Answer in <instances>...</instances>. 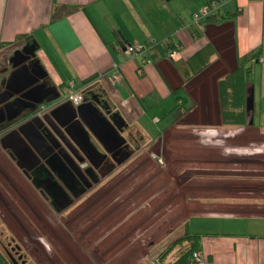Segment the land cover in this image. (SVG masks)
<instances>
[{
    "label": "crops",
    "instance_id": "0c3cea01",
    "mask_svg": "<svg viewBox=\"0 0 264 264\" xmlns=\"http://www.w3.org/2000/svg\"><path fill=\"white\" fill-rule=\"evenodd\" d=\"M176 1L178 0H0V53L21 43L22 40L16 42L17 38L29 35L31 44L29 40H24L25 45L22 46L29 45L39 50V64L56 86L64 84L66 91L73 86V90L84 92L86 85L83 90L75 88L77 78L83 83L94 74L98 75L88 86L90 96L92 100L103 102L104 108H108L110 113L119 114L125 120V133H122L125 144L130 143L127 136L131 134L137 135L147 145L151 142L152 147L172 135L176 139L181 138V132L194 134L193 129H198L197 132L203 135L209 129L207 126L216 121L215 124L219 127L214 130L222 133L224 138L238 132L240 136L236 140L241 138L245 141V146L237 142L230 148H234L236 152L248 148L254 156L253 161L264 167V154L254 155L261 150L256 149L262 147L254 143L264 141V120L258 124V117L255 115L256 109L264 114V0H225L220 8V17L199 21V24L196 22L195 30L189 27L184 31V27L172 35V27H167L165 33L166 22L159 17L157 8L166 10L169 3L173 6ZM180 1L187 3L180 13L192 12L191 16L197 8H203L205 2L208 4L214 0ZM64 4L77 6L79 11L51 23L55 6ZM41 29L46 31L43 44L37 39V32ZM116 29L121 30L131 43L139 45L151 40L160 42L162 38V41L171 39L177 43L179 50L173 57L162 58L156 64L145 66L146 62L141 56H129L124 50L113 46L112 32ZM175 35L179 36L178 42ZM2 44L8 46L2 47ZM260 51L259 59H251V56ZM52 54L57 55V60ZM196 54L203 55L202 63L192 61ZM252 64L255 67V81L247 113L250 118L248 122L251 124L253 121L254 127L227 125L224 123L220 103V82L237 71L239 65L248 67ZM138 70H143L142 77L138 75ZM204 73L211 74L214 82L212 89L208 92L197 90L196 95L189 92L186 87ZM105 74H111V77L122 76L121 82L114 83L120 85L122 90L116 96L120 111L111 103L110 96L106 95L108 92L105 93L99 81ZM70 78L72 80L67 83L66 79ZM177 89L181 91L175 94ZM180 93L188 98L186 107L172 98V95L177 99L184 97ZM146 99H152L155 106L170 100L171 114H178L175 124L165 132L162 131L161 135L154 136L150 132L145 134V129L135 124H140L144 112H148L144 104ZM154 118L158 127L161 122L158 117ZM131 127H137L135 132L129 133L128 128ZM189 145H181V150L184 153L189 151ZM229 146L227 149H217V156L203 163L204 166L199 160L187 158L185 166L188 168L183 170L187 181L183 185L192 183L194 194L185 196L180 192L171 193L168 206L175 205L176 211H184L188 215L191 208L194 216L190 218V230L208 234L204 239L202 254L206 259L213 257L210 264H264V226L260 227L264 215L261 211L258 212L264 204L253 206L254 200L261 199L255 195L247 197L252 192L246 190L254 187L248 185L251 180L264 185V180L262 183L259 181L264 178V171L258 174L252 170L241 173L233 170L240 165L247 167L248 158L234 155L228 162ZM159 149L163 152L162 146ZM184 153L183 156L188 157ZM161 160L156 161L159 163ZM199 166L201 168H197ZM257 169L262 167L257 166ZM207 177H218V186L207 190ZM236 179L239 182L226 185L241 186L244 190L240 188L238 190L241 191L237 190L231 196L227 193L218 194L225 181ZM208 200L214 201L209 204Z\"/></svg>",
    "mask_w": 264,
    "mask_h": 264
},
{
    "label": "flooded vegetation",
    "instance_id": "af4514ba",
    "mask_svg": "<svg viewBox=\"0 0 264 264\" xmlns=\"http://www.w3.org/2000/svg\"><path fill=\"white\" fill-rule=\"evenodd\" d=\"M34 49L29 45L14 48L0 60V180L7 183L6 190L0 187V204L16 218L19 215L22 218L21 222L18 219L19 224L24 226L21 232L20 226H15L17 232L14 234L20 239L14 237L16 247L10 246L3 253L13 264H29L39 258L47 263L80 264L90 260V212L115 196L109 189L94 193V188L102 181L99 171L106 153H112V161L116 163L127 161L132 154L129 147L124 148L123 127L118 123L120 116L110 113V119L107 118L99 112L97 104L100 101L95 104L84 94L78 103L70 100L64 88L56 86L40 66ZM26 67L40 79L36 85H42L34 92H29L32 87L21 91V87L8 84L12 73ZM33 80L31 76L29 81ZM63 111L64 116L60 115ZM28 123L36 125L50 146L36 142L26 126ZM22 133L28 138L25 139ZM149 160L147 166L132 163L128 176L124 172L125 163L123 170L117 176H111L109 183L115 182L119 191L137 175L142 180L155 177L157 174L153 173L152 167L157 161ZM116 171L117 168L111 167L103 173ZM5 193L19 196L23 203H19L20 207L13 206ZM169 196L165 204L169 203ZM130 197L135 202L137 193ZM139 197H143L141 192ZM79 201H85L83 206H77ZM15 207L21 208L20 212ZM159 209L155 208L156 211ZM86 216L89 222L78 227ZM74 231L76 238L72 237ZM36 233L41 236L37 237ZM43 236L53 250L48 251L40 243ZM108 251L105 249L104 254Z\"/></svg>",
    "mask_w": 264,
    "mask_h": 264
},
{
    "label": "rangeland",
    "instance_id": "374dc122",
    "mask_svg": "<svg viewBox=\"0 0 264 264\" xmlns=\"http://www.w3.org/2000/svg\"><path fill=\"white\" fill-rule=\"evenodd\" d=\"M186 4L187 3L178 0L173 6H171V4L169 3L168 9L166 10H161L160 8H157L159 17L165 20L166 22L165 29L167 27H172V35L173 33L178 32L180 28L182 29L184 27H186L184 31H186L187 28L189 27H192L195 30L196 22L194 21L191 22V18L195 14L200 13L201 7L197 8V10H195L196 12L190 16L192 12L180 13L181 8ZM206 6H207V2H205L204 6L202 7H206ZM197 23L199 24V22ZM167 30L168 29L165 30V33L167 32ZM44 37H46V31L44 29L39 30L37 32V39L42 44L44 43ZM174 38L176 39V42L180 40L178 35H175ZM24 40H22L21 43L16 44V46L14 47L16 48L21 47L24 44L23 43ZM162 40L163 38L160 39V41ZM29 44H31V40H29ZM13 48L1 52L0 60L2 61L6 55L11 54ZM34 50L36 52V55L38 56L39 50L37 48H35ZM178 50L179 48L177 45L174 55L178 52ZM52 57H54L57 60V55L55 56V54H52ZM202 57H203L202 54H196V56L192 58V61L193 62L197 61L202 63ZM109 75L111 74H105L102 78H100L99 81L102 83V87L104 88L105 93L106 91L108 92L106 93V95L110 96L111 103L115 107H118L119 109V104L116 103L117 102L116 96L118 93L121 94L122 92L121 86L114 84V82L112 81V77ZM211 78L212 76L210 73L200 74L192 81V84H190L186 88L189 90V92L192 91L195 95L198 91L208 92L212 89L214 83L211 80ZM71 80L72 78L66 79V82L69 83V81ZM76 81H77V85L75 86V88L83 90L84 86L83 83L81 82V79L77 78ZM64 91H65V86H64ZM83 93H84V97L88 96L90 101H93V103L95 104L99 103V100L94 99L96 102L92 100L90 96V87L86 86V89H84ZM182 96H186V95H182ZM172 98H174V100H177L176 96L172 95ZM99 104H97L99 106V112H101L107 118L110 119L109 116L110 112L108 108H104L105 106L103 105V102H100ZM144 104L148 111L146 112L147 115L143 110L144 115L141 117V120L139 121L140 124L138 123L135 124H137L138 126L141 125L145 129V134L150 132L151 135L158 136L159 130L162 131L161 123L157 127V123L153 121L155 119L154 117H158L159 118L158 120L160 122L161 121L163 122L162 126L164 127V125L174 120L178 116V114H175L174 116L170 117L171 115L170 100L162 101L159 105L155 106L153 105L154 101L152 99H146ZM168 113L170 114L168 115ZM255 115L258 117L256 120L258 124L261 123L262 120H264V114L259 113L257 109L255 111ZM148 117H150V120H147ZM215 123L216 121H213L211 125L207 126L209 127V129L206 132V134L203 135L199 134V132H197L198 129H193L192 131H194V134L191 135H188L189 133L183 134V132H181L180 133L181 138L176 139L172 135L168 139H163L161 143H157L155 147L151 146V142L147 145V142H142L141 140H139L137 135L131 134L130 136H127L128 138H130L129 141L131 143V146L129 145L130 143H127L124 148L130 147L129 152H131L132 155L125 162L120 161L119 163H116L115 161H112L113 154L110 152L106 153L107 157L105 158L103 167L99 171L100 178L102 181L98 186L94 188V193L97 194L100 193L103 189H109L115 192V196L114 198H112V200L110 199L104 200V202L98 205L94 211L90 212V260L86 259L84 262H81L80 264H163L158 262L157 260L159 259L160 255L164 251H166V249H168L171 245H173L176 239H178L175 236L183 235L184 232L183 230L181 231L177 230L175 232V229L179 225L183 224V222L186 219H188L187 218L188 216H192V210L190 208V212H189L190 215H188L184 211L181 212L176 211L175 205L173 206L170 205L169 208L167 207L166 211L171 210L172 213L167 212L170 213L168 216H172L173 212H175V214L172 223L170 225H166L164 221L168 219V216H166L164 219H161L160 215L163 214L164 211L163 210L156 211L153 202L155 193H157L160 184L163 186V192L165 194H171V193L175 194V192H180L185 196L188 195L189 193L190 195H192L194 194L193 193L194 186L192 185V183H188L187 186L183 185L184 181H187L186 180L187 176L184 175L183 173V170L188 168L187 166H185V164H187L186 163L187 158L193 160L196 159L197 161L199 160L201 161L200 164L204 166L203 163H206L207 160L215 158L217 156L215 154V153L218 154L217 149L219 150L227 149L229 145L230 148L231 146H234L237 142H239L241 146H245L244 145L245 141H243L241 138L236 140V138L240 136L238 132L231 133L230 135H228V138H224L222 133L214 130V129H218L217 127H219ZM135 128L137 127L128 128L129 133L135 132L134 131ZM123 133H125V131ZM184 144L187 145L191 144L189 145V147L191 148L192 152L196 154L194 153L190 154L189 152L191 151H187L184 153V151L181 150V145L183 146ZM208 144L210 145L208 146ZM254 144L262 146L256 149V150H260V149L261 150L256 152L254 155L264 154V147H263L264 141L263 140L258 141L255 142ZM161 146L163 147L162 149L163 152H161V149H159ZM227 152L230 155V157H228V162H230L231 157L233 158L235 156L237 157L246 156L248 158L247 167H245L244 165H240L238 168H235L233 170H238L240 171V173L243 172L244 170H252L253 172H256L258 174H261V172L264 171V167L262 165H259L253 161L252 158L254 156L250 154L248 148L240 152H236L234 148H230ZM246 152L249 153L246 154ZM183 153L188 157L183 156ZM161 155L164 156L162 157ZM164 157H166L167 162L164 159ZM160 158L162 159L161 162L159 163L157 162L156 166L152 167L153 173L157 174L155 177L151 176L152 180L151 177L149 179L142 180L141 176L137 175L136 177H134V179H132L129 182V184L125 188L122 183L121 186L123 187L119 191H117L119 189L118 185L114 186L115 182L109 183V181L112 179L111 176H114L115 174L117 176L123 170L122 167L125 163L127 165L125 167L126 169L124 170V172L126 176H128L130 172L129 170L133 168L132 163H136V164L139 163L142 166H147V164L151 162L149 159L158 160ZM242 164L245 163L242 162ZM257 166L262 167V169L258 170ZM111 167L117 168V171L119 170V172L116 171L112 174L107 173V175H105L103 173V170H107ZM197 168H201V166ZM137 172H140V169H137ZM206 180L207 182H205V187L207 190H212L214 187L218 186L219 183L218 177H212V178L207 177ZM262 180H264V178L259 179L261 183L263 182ZM230 182H239V180L236 179V180H230L228 182L225 181V183L222 186V191L218 192L219 195H223L227 193L228 195L231 196L238 189L240 188L243 189L241 186H227L226 184ZM239 184L241 183H237V185ZM248 185H253L254 187L252 188L248 187L246 189L247 191L251 190L252 192L250 193V196L248 195L247 197H251L255 195L257 197H260L261 199L259 201L254 200V202L252 203L253 206L258 207L259 204H264V192H263L264 185H258L257 181H253V180H251ZM6 186L7 183L4 180H0V187L3 190H6L4 189L6 188ZM199 188L202 189L201 187ZM134 192L137 193V200L135 202H133L134 198L130 197L131 194ZM140 192L142 193L143 196L142 198L139 197ZM255 192H257V194H255ZM4 195L8 200L13 202V206L20 207L19 203H23V201L19 196H14V194L12 193L11 194L5 193ZM175 198L179 202H181V200L178 199L179 198L178 196H175ZM208 201H210L209 204H211L214 200H208ZM174 202H176V200H174ZM84 203L85 201H79L77 206L81 207L83 206ZM218 204L221 205L223 203H218ZM19 207H15L18 210V212H20L21 210V208ZM171 207L173 208L171 209ZM250 209L253 210L252 208ZM260 211L261 214L264 215V206L258 212ZM18 219L21 222L22 218H20L19 215L18 218H16L14 214L6 210L5 205L0 204V251L2 253L7 252L10 246H12V248L16 247V244L13 241L14 237L18 240L20 239L17 235L14 234L15 232H17L15 230L16 225L20 226L19 228L20 232L24 230V226L22 224H19L20 222ZM12 221L15 223H12ZM88 222L89 219L86 216V218L83 219V222L80 221L77 226L81 228V225L83 223L87 224ZM260 224H261L260 227H263L264 220L260 221ZM75 233L76 231L72 233V237L74 238H76ZM36 235L37 237L41 236L39 233H36ZM45 237L46 236H43L42 241L40 243L44 244V246L47 248L48 251L53 250L52 247L48 244L47 238ZM26 248L29 249L28 247ZM105 249H108L110 251L104 254ZM30 259L32 258L30 257ZM39 259L40 260L29 264H55L54 261L47 263L43 258H39ZM173 259H174V254L167 260V263H170ZM63 264H68V263L63 262Z\"/></svg>",
    "mask_w": 264,
    "mask_h": 264
},
{
    "label": "trees",
    "instance_id": "16d2710c",
    "mask_svg": "<svg viewBox=\"0 0 264 264\" xmlns=\"http://www.w3.org/2000/svg\"><path fill=\"white\" fill-rule=\"evenodd\" d=\"M210 3H208L207 5H209ZM76 11H79V7L77 6L65 5V4L60 5V6L56 5L53 10V17H52L51 23H54L60 19L61 20L65 19L66 17H68L69 15H71L72 13ZM220 14H221V9L218 10L216 13H213L210 16L205 17L202 20L209 21L212 19H216L220 17ZM202 20L200 22H202ZM191 22H193V17L191 18ZM112 36H113V41H112L113 46H115L117 49L124 50L125 53L129 49V46L140 47L142 49V54L129 55V56H141L144 62H146L145 66L153 64V63L156 64V62L162 58L172 57L177 48V44L174 43L171 39H166L165 41H160V42L151 40V42H147V43L142 42V44L137 45L136 43H131V41L126 37V35L121 30H118V29L112 32ZM29 37H30L29 35L19 37L17 38L16 42H19L24 39L29 40ZM4 46H8V44H2V47ZM260 54H261V51L258 52V54L251 56V59H254V60L259 59ZM97 76L98 75L94 74L93 76L85 79L83 81V84H84L83 86L84 87L85 85L89 86L90 85L89 83H91L92 80H95ZM230 79H233V81H231ZM254 81H255V67L252 64L248 67H244V65L242 66L239 65L237 71L227 76L226 79L220 82V96H221L220 103L223 109L225 124L236 125L239 127L246 126L247 128L254 127V124H250L248 122L250 118L247 113L248 100H250L252 93H253ZM60 88H64V84L61 85ZM70 89L73 92H79V90H76V89L73 90V86L70 87ZM180 91L181 89H177L175 91V94L179 93ZM64 93H66L67 96L69 95L66 92V90L64 91ZM186 100H188V98L187 96H184V97H180L179 99H177V102L179 101L180 104L183 103L185 106ZM170 113H168V115ZM172 116L174 115L171 114L170 117ZM177 119L178 117L168 122L166 125H164V127L162 126L163 122L161 121L162 131L165 132L169 127L175 124ZM118 123L121 125V127H123V130L121 131V133H123L125 130V120L121 116L118 117ZM162 131L159 130L160 135ZM189 151H191L189 152L190 154L194 153L192 152L191 149H189ZM167 196L168 194H165L163 192V186L160 184L157 193H155L153 202H154L155 208L160 207L159 211L160 210L164 211L163 214L160 215L161 219H164L166 216L170 214L167 212H171V210L166 211L167 207L169 208L168 206L169 204L164 203L167 200ZM174 214L175 212H173L172 216H168V219L164 221L166 225H170L172 223ZM198 215L207 216V214H198ZM193 216H194L193 214L192 216H188L187 217L188 219H186L183 222V224L179 225L175 229V232L177 230L179 231L183 230L184 231L183 235L175 236L178 239H176L174 244L171 245L168 249H166V251H164L160 255L159 259L157 260L158 262L163 263V264H207V263L210 264L211 263L213 257L210 256L206 259V257L202 254L204 239L208 236V234L196 233L190 230V226H189L190 218H192ZM173 254H174V259L170 263H167V260ZM0 264H13V263L9 261L8 257L0 251Z\"/></svg>",
    "mask_w": 264,
    "mask_h": 264
},
{
    "label": "water",
    "instance_id": "95a60500",
    "mask_svg": "<svg viewBox=\"0 0 264 264\" xmlns=\"http://www.w3.org/2000/svg\"><path fill=\"white\" fill-rule=\"evenodd\" d=\"M30 75L32 77H34V80L32 82L29 81V79L31 78ZM39 80L40 79L36 78V76L33 75V73L28 72V67H26V68L20 69L18 71H15L14 73H12L9 80H8V84H9V86L14 85V86L21 87V91L27 90L28 88L32 87L29 90V92L30 91L34 92L35 90L39 89L42 86V85H36L39 82ZM59 97H60V94L57 96V98H59ZM248 110H250V107L248 108ZM60 115L64 116L65 112L64 111L60 112ZM252 123H253V121L251 122V124ZM26 126H28L30 128V132H31L32 136L34 137V139L36 140L37 143H39V144L47 143L50 146L47 139L45 137L42 138L41 133L37 131V129L35 128V126H36L35 124L28 123ZM26 126H24V127H26ZM24 127L21 128V132H23ZM22 134H23V137H25V139L28 138L26 133H22Z\"/></svg>",
    "mask_w": 264,
    "mask_h": 264
},
{
    "label": "built area",
    "instance_id": "2783aa9c",
    "mask_svg": "<svg viewBox=\"0 0 264 264\" xmlns=\"http://www.w3.org/2000/svg\"><path fill=\"white\" fill-rule=\"evenodd\" d=\"M225 3V0H220V1H213L206 7H203L200 10L199 14H195L193 16V21L194 22H199L205 17L210 16L213 13H216L220 8L223 6ZM128 55H140L142 54V49L140 47H132L129 46V49L126 51ZM138 75L142 77L144 75L143 70H138ZM112 81L114 83L121 82L122 81V76L121 75H114L112 76ZM69 95V99L72 100L74 103H78L82 98H83V93L82 92H73L71 89H68L66 91Z\"/></svg>",
    "mask_w": 264,
    "mask_h": 264
}]
</instances>
